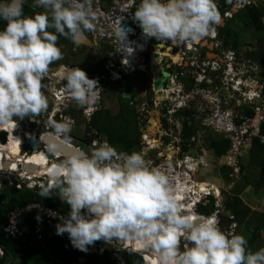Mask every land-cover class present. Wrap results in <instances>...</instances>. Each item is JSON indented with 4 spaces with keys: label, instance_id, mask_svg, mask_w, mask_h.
Wrapping results in <instances>:
<instances>
[{
    "label": "clouds",
    "instance_id": "1",
    "mask_svg": "<svg viewBox=\"0 0 264 264\" xmlns=\"http://www.w3.org/2000/svg\"><path fill=\"white\" fill-rule=\"evenodd\" d=\"M23 4L24 0H0V20L6 21L0 29V125L15 124L14 117L23 124L24 117L31 118L48 109L41 81L50 64L62 59V52L56 44L57 34L69 38L77 46L93 38L89 32L96 17L93 0H33V7L45 11L32 16L24 14ZM132 15L145 36L176 46L187 42L199 43L221 20L215 0H139ZM121 20L122 17L113 22L112 34L119 42V50L123 48L132 54L134 49L127 38L128 30ZM49 28L54 32L48 31ZM55 74L58 75L57 72ZM110 78L105 73V79ZM61 79L66 83L53 93V97L57 98L55 100L61 97L59 101L63 98L71 101L65 104L63 111L69 110L70 104L77 103L85 117L87 108L98 104L103 106L104 101H101L109 89L98 87L99 81L89 78L83 69H70ZM114 82L119 86L120 80ZM60 107H64L63 104ZM100 110L94 109L91 118L85 119L90 122ZM57 117L59 122L56 119L49 122L53 132L48 133L67 140L74 121L68 120L73 119L62 111ZM26 125L23 124L17 133H24L28 139L27 135L31 138V133L24 131ZM92 133L85 135L89 142L88 150L77 144L81 148L79 150L86 153L55 157L54 144H49L44 150L50 161H56L48 170L54 183L42 187L39 195L47 197L52 194V189L57 188V195L70 206L67 216L61 217V222L55 226L57 235L67 233L71 245L85 252L97 240L106 243L133 241L152 252L157 264H264V248L249 251L243 235L231 233L227 236L220 230L219 209L209 217L195 211L210 197L220 198L221 192L213 188V183L195 181L194 189L199 191V185L206 184L205 188L208 187L211 193L205 196L199 192V200H188L183 192L190 195L188 188L192 184L183 182L185 174L177 184L161 168L148 165L143 156L147 152H118L102 135L96 134L93 140L88 139ZM96 139L99 145L90 150L92 141ZM252 143L244 153L250 152ZM22 148H25L20 152L23 156L29 148L23 142ZM197 150L198 156L204 155L209 166L207 156L201 153V148ZM241 165L239 173L228 166L233 169L232 176L241 174ZM202 167L195 170L184 168L188 174H198ZM185 198L188 204L179 206L178 200L181 204ZM189 206L202 219L188 215L189 212L180 208ZM183 239L189 241L190 246L181 250ZM130 251L135 252L133 248ZM139 253L145 258L142 251Z\"/></svg>",
    "mask_w": 264,
    "mask_h": 264
},
{
    "label": "built area",
    "instance_id": "2",
    "mask_svg": "<svg viewBox=\"0 0 264 264\" xmlns=\"http://www.w3.org/2000/svg\"><path fill=\"white\" fill-rule=\"evenodd\" d=\"M230 1L239 10H245L255 2V0ZM92 6L96 12V17L94 27L89 32L93 34L96 41H106L113 44L116 40L113 37L112 29L110 30L109 27L120 17H122V25L125 22L130 25L136 23L134 19H127L123 15L113 17L109 14L104 7L112 6L110 2L109 5L105 6L103 0H93ZM216 7L222 9L224 6L220 0H217ZM231 11L226 8L223 11V17L230 20L234 19V14ZM219 14L221 16L220 12ZM218 27V25L213 26L209 35L199 43L187 42L176 46L168 42H162L161 45L166 48V51L162 52L161 55H167V63L170 60L172 61L168 66L161 64V58H159L158 64H154V60L147 62L145 56L149 51L150 42L144 40L145 43L142 40L144 34L137 35L130 31L127 37L131 42L130 46L134 48L135 45H145V47L139 55L137 54L136 59H133V63L130 65L126 60V50L122 48L118 56L119 61H121V65L118 67L119 71H110L112 74L116 73L110 79L117 81L121 80V71L130 76L135 72L143 71L144 68L149 66L153 67L155 71L160 70L157 73L153 72L152 78H149L151 84L148 82V86L146 85L145 88L141 89H146V92L140 93L135 99L131 96L129 90L122 89V83L116 91L123 100H130V106L137 108L139 115L145 120V124L149 121L152 110L159 109L163 112L159 129H157L158 124L151 127L150 130L144 125L140 127V153L146 151L145 159L148 161V165L161 168L170 174L177 184L183 179L184 175L183 172L178 173L177 169L183 168L186 171L184 167L188 170H195L199 166H208L204 155L195 156L191 153L194 148H201V153L204 154L201 144H192L200 142L199 140L204 137V130L221 134L229 140L230 147L224 155L226 158L224 165L235 166L236 173H239L240 166L236 165L240 163V157H242L245 149L251 145L253 139L259 138L264 142V136L261 135V127L264 125V85L258 81L259 65L251 60L242 59L240 48L225 44L226 38L220 34ZM207 48H211L210 52L206 50ZM157 53L160 54V51H157ZM211 53L215 56L209 57L208 54ZM202 55L204 56L202 57ZM141 56H143L142 59ZM110 70L112 69L110 68ZM163 72H167L168 76L164 77ZM157 77L164 79L163 86L159 91L155 90ZM102 79L105 80V76ZM124 83L125 87H130L126 84L127 82L124 81ZM260 99H262L261 103H259ZM101 107L98 104L94 108H87L84 110L85 117L90 119L92 111L98 108L101 109ZM60 118H62V115H60ZM185 119L189 121L190 126L194 125L196 129L190 139L191 143L186 145L182 144V121ZM50 120H52V116ZM16 123L19 128L23 125L19 122V119ZM93 133L96 132L93 131ZM46 134L53 135V133ZM27 136L29 139L30 135ZM56 138L78 150L81 149L79 146L65 141L62 137ZM99 143L98 139L92 141L89 149L98 146ZM22 150H25V148H22ZM156 151L157 153H155ZM172 166H176L177 169ZM0 173L9 174L10 177L15 178L12 184L15 189H22L23 187L28 189L42 188L46 185L39 186L36 180H41V178L36 179L34 177L35 173L27 175L23 169L12 170L10 168V170L5 171L0 167ZM45 183L51 185L54 181L45 179ZM188 190L190 195L183 192L185 196L187 195L188 200H199L201 198L199 192H203L205 196L211 193L208 187L205 190L199 188L198 191L190 186ZM54 194L57 195L55 192ZM57 200L62 203L65 202L58 195ZM61 217H66L62 210L43 203L31 202L10 211L6 223L2 225L1 229L7 238L17 240L22 245H43L47 238L52 241L60 239L68 244L70 241L67 233L56 234L55 226L61 222ZM132 248L131 241L106 243L103 240H97L88 246L87 252L99 257L109 253L113 264H127L126 255ZM75 250L82 252L76 248ZM0 255H4L2 248H0Z\"/></svg>",
    "mask_w": 264,
    "mask_h": 264
},
{
    "label": "trees",
    "instance_id": "3",
    "mask_svg": "<svg viewBox=\"0 0 264 264\" xmlns=\"http://www.w3.org/2000/svg\"><path fill=\"white\" fill-rule=\"evenodd\" d=\"M217 0H215L216 4ZM223 8H217L218 12L223 13L226 8H229L230 4H223ZM23 12L25 15L30 16L36 13H42L37 10L39 7H33L32 0H25L23 4ZM249 17L246 16L247 24L253 23L257 31L264 32V23H263V13L259 7L251 6L249 7ZM245 23V22H244ZM6 21L0 20V28L4 27ZM50 32H54V29H47ZM259 33V32H258ZM221 35H226L224 32ZM258 34L255 36L257 37ZM56 44L63 45L70 43L69 38L60 36L57 34ZM225 44H230L225 40ZM262 45V48H261ZM238 46L237 42H233V47ZM238 48V47H237ZM259 48L260 53H255ZM255 51L247 52V59L256 63H264V41L262 44H257ZM260 71V70H259ZM105 73H108L104 70ZM262 78H258V81L262 83L264 79V72H262ZM127 88V87H125ZM129 88V87H128ZM127 88V89H128ZM138 94L137 91L133 92L135 97ZM120 108L122 114L119 116H112L108 110H103L94 114L91 121L87 125V132L96 131L97 133H92L91 137L88 139H94L97 135H103L105 141L110 145L115 147L118 152L131 153L133 151H140V127L145 124V120L140 118L137 108H129V111L126 112V108L120 96ZM131 107L129 104L127 105ZM126 112V113H125ZM15 118V117H14ZM18 119V118H16ZM55 121L59 122L58 119ZM166 122V120H165ZM183 123V136L182 144H190L191 138L195 133L194 125L190 126L187 119L182 121ZM261 135L264 136V125L261 127ZM204 136H207L208 144L207 149L210 154L209 162L211 164V169L218 172H224L226 180L233 178V169L227 165H220V158L224 156L229 147L230 142L224 137L212 136L208 130H204ZM251 162L254 163L252 166L260 167L261 177L255 185V190H258L260 186L264 184V144L261 143L259 139H254L252 143V148L250 150ZM214 165V166H213ZM246 170V167L241 165V173ZM211 172V171H208ZM41 188L28 189L23 187L22 189H15L9 186L8 189L1 192L0 194V246L4 252L2 258L3 264H14V259L17 257L23 258L21 264H73L76 263L79 258L83 257L82 252H77L76 250L70 249L68 245L58 239V241H52L47 238L43 245L36 246V244L22 245L19 241L7 238L1 229L2 225L6 223L7 215L10 211L21 207L25 204L31 202L43 203L46 205L53 206L54 208L62 210L64 214H68L70 211V206L64 202L57 200V195L52 192L51 195L47 197H41L39 195ZM240 194L236 192L233 194L232 198L226 199L224 202L225 207V216L219 214L220 223L222 224L223 229L230 230V227H234V234L243 235L247 240V250L255 252L260 248H264V242H261L262 232L264 231V213H252L251 208L246 204L245 198H241ZM198 213L203 216H210L218 211L217 200L214 197H210L206 204L199 205L197 209ZM227 212H230V215H227ZM255 216L257 219L255 225L253 226L252 218L249 216ZM249 218V219H248ZM248 219V220H247ZM244 220L243 228L241 229V222ZM219 223V224H220ZM253 226V227H252ZM75 248V247H74ZM36 255H40L42 260H40ZM87 259L86 264H113L110 259V254L107 253L105 256L97 257L90 254V252L85 257ZM127 264H134V261L131 256H126Z\"/></svg>",
    "mask_w": 264,
    "mask_h": 264
},
{
    "label": "rangeland",
    "instance_id": "4",
    "mask_svg": "<svg viewBox=\"0 0 264 264\" xmlns=\"http://www.w3.org/2000/svg\"><path fill=\"white\" fill-rule=\"evenodd\" d=\"M32 2H33V0H32ZM37 10L39 12H44L45 11L43 8H40V7L37 8ZM30 16H32V15H30ZM227 23L228 24H227V27H226V31H228V30L231 31V32L235 31L233 28H231V27H234V26L235 27H238V26L242 27V25H239L238 19L232 20V21L228 20ZM229 24H231L230 27H228ZM109 28L111 30L112 26H110ZM0 29H3V27H1ZM243 31H242L243 35L246 34L247 31L246 30H243ZM247 33H249V32H247ZM259 36H263V33H260ZM251 37H253L255 39L257 38V37L251 36V34H249V36H248V38L246 40H249ZM87 40H89L90 42L93 41V45L91 47L87 46V50L88 51H90L91 49L93 50V49L97 48V46L94 45V42H96L94 40V38H88ZM156 42H157V40L155 39L153 41V43H156ZM152 45H154V44H152ZM248 46H252L251 47L252 50L247 49V52L248 51H255L256 48H257V45H253V44H249ZM261 48H262V45H261ZM82 49H81V47L78 48V50H82ZM243 49H244V51H242V53H241V58L244 59V60H248L247 57H246V54H247L246 48H243ZM60 50H61V48H60ZM66 50H67V48H65L64 51H66ZM64 51H63V53H64ZM258 52L260 53L259 48H257V51L255 53H258ZM125 53H127V52H125ZM95 54H97L96 50L91 52V56L92 57L91 56L89 57V61L90 62H94L95 63L97 60L102 58L100 56H96ZM103 54H105V53H103ZM102 56H104V55H102ZM126 56H127V54H126ZM85 57H86L85 55L84 56L82 55L81 57L78 56L76 58H74V57L71 58L70 56H66L65 55L62 58L67 59L66 62H68V64H70L72 61L74 63L75 62L79 63V62H81L82 59L84 60ZM54 64H55V66H57L58 62L56 63V61H54L50 65L53 66ZM85 66L86 67L83 68L84 70H91V68H92V67H90L87 64ZM52 69H53V67H52ZM70 69L71 68H69L68 65L64 64V62L62 61L61 65L58 66V69H53V70H48L47 71V73L45 74L44 78L41 81L42 88H44L41 91L45 94V96L48 99V109L46 111L38 114V115L32 116L31 118L26 116L23 119V121H24L23 124H25V125L28 124V125H26L27 127H29V124H32L34 122H35L34 123L35 126L36 125L38 126L39 124L40 125L44 124L45 127H46L45 128L46 130L45 129H41L40 126H38V127H34L33 126L34 131L40 132V135L48 133V132H50V130H52V127H51L49 122H50V118L54 114V112H58V113H56V117H54L53 120H55L56 118L59 119V117H57L58 114H59V111L60 112L62 111V112H64V114H68L69 115V113H71V111L75 110L76 112H78L81 109V106H79L77 103H72V104H70V109L69 110L63 111L64 108L66 107L65 104L71 103V101H68V100H66L64 98L61 101H59V98H58V100H55L57 98L53 97V93H57L58 89L61 88V87H59V88L55 89V87L58 86L59 84L66 83V81L61 79V77ZM55 72H57L58 75H56ZM86 74L89 75L88 72H86ZM47 76H49V80H47ZM148 76H146L144 74H138L136 76V79L138 80L137 83L139 85H145L146 83L149 82V77ZM105 80H106L105 81V85L103 87L107 88L109 90H106V92H105L106 94L104 96V102L102 103V105L105 107V110H108L110 112V114L112 116H119L120 114H122V111H121V108H120V103H121L120 102V95L118 94V91H116V88L119 89V86H118L117 83H115L111 79H109V80L105 79ZM150 81H151V79H150ZM123 101H124L123 104L125 105L123 107H125L126 108V112H128L129 108L132 109V107L127 106L129 104L130 100L129 99H127V100L124 99ZM62 104H63L64 107H60V105H62ZM74 105H76L77 108ZM162 116H163V112L161 110H159V109L152 110L150 118H149V121L146 122V124H144V127L148 128L150 130L151 127H155L158 124L157 129H159L160 126H161L160 118ZM140 118H142V117L140 116ZM14 119H15V121H17L16 118H14ZM72 119L73 120H70V121H74L73 128H71V131L68 134L67 140H65V139L64 140L68 141V142H70L72 144L77 145L79 141L85 140V135L88 134L87 125H88L89 121H87L85 119L84 115H82V114H80L77 118H73L72 117ZM195 127H197V126H195ZM209 133L212 134V136L219 135L218 139L220 137H223V135H221V134H215V133H212V132H209ZM18 135H19V133L18 134L14 133V134H12V137L14 139H16ZM199 141L200 142L198 143V145L201 144V147L203 146V152L207 156V159H208V157L210 158V154L209 153H211V152H208V149L206 147L207 144H208L207 136L206 137L205 136L202 137ZM26 149H28V148H26ZM155 153H157V151ZM51 155H53V154H51ZM143 156L145 158L144 154H143ZM251 160L252 159L250 158V152H248L247 154L243 153L242 157H240V163L238 165H236V166H239L242 163L246 167V170L243 172V175L241 173L239 176L230 178L228 180H226V176L224 175V172H220L219 174H218L217 171L214 172V170L211 169V164L208 167L203 166L201 168V170H199L198 174L197 173L187 174V172L184 171L183 168L177 169L176 166H172V167H175L177 169L178 173L183 172L186 175V176H184V180H183V182L185 184L190 183V184H193L192 186H196V184L194 183L195 181L196 182H198V181H208V182L213 183L215 185V186H213V188L215 190L219 189L218 191L221 192L220 198L219 199L216 198V200H217V208L221 212L220 214L222 216H225V207H224L225 200L229 199V198H232L233 194L235 192H236V194L239 193L240 194L239 196L241 198H243V199H244L245 195H249V196H251V199L253 201H257L258 202V204H257L258 207L255 206L256 208H253L255 210H253L251 208L252 213L253 212L254 213H264V184L262 186H260L258 188V190H255V188H254L256 183L258 182L259 178L261 177V170L262 169L260 167L252 166V165H254V163H252ZM145 161L147 162L146 159H145ZM208 161H209V159H208ZM219 163H220V165H224L226 163L225 156H222L220 158V162ZM150 167H156V166H150ZM165 167H170V166H165ZM208 171H211V172H208ZM45 179H47V178H45ZM45 179H44L43 182H40L41 181L40 179L36 180V183H39V186H43V184L47 185V183H45ZM9 186L10 185L8 183H6L4 188H2L1 192L5 191V189H8ZM35 188H39V187H35ZM201 190H205V188L201 189ZM254 192L256 193V195H255ZM215 194L218 195V192H215ZM245 202H246L247 205H251V206L255 204L254 202H252L250 200H245ZM195 211L197 212V209ZM190 215H192V214H190ZM192 216L196 217L195 214H193ZM249 217L252 218V221L254 223L253 226L255 225V227H256V223L258 221L255 222L257 220V219H255V216L250 215ZM214 218L216 219L217 217L214 216ZM244 224L245 223H244V220H243L241 222V229L243 228L242 225H244ZM218 227L227 236H231V233L235 232L234 231V227H230V230L223 229L221 223L218 225ZM262 236L263 237L261 239V242L263 243L264 242V231L262 233ZM182 242H183V244H182ZM68 244L71 246L70 248L75 250V248L71 245V243H68ZM137 246H138V248L142 249L141 246L138 243H137ZM187 246H190V242L187 241L186 239L181 240V246H180L181 250H183V248L187 247ZM134 250H135V252H139V250L136 249L135 247H134ZM142 252H143V254L146 255V254L149 253V250L146 251L144 249ZM82 253L84 254L83 257L85 259L86 255L89 252L82 251ZM22 260H23V258H21V256L19 258L16 257L14 259V264H21ZM76 263L77 264H86V259L83 260L82 257H81Z\"/></svg>",
    "mask_w": 264,
    "mask_h": 264
},
{
    "label": "flooded vegetation",
    "instance_id": "5",
    "mask_svg": "<svg viewBox=\"0 0 264 264\" xmlns=\"http://www.w3.org/2000/svg\"><path fill=\"white\" fill-rule=\"evenodd\" d=\"M109 2L111 3V5L112 6H109L108 8H106V7H104L108 12H109V14H111L113 17H115V16H117V15H123V16H125V17H127V19H133V15H132V12L135 10V6L139 3V0H135V3H133V0H103V4L105 5V6H107V5H109ZM252 6H256V7H259L260 8V10H261V6H263L264 7V2L263 1H261V0H255V2L253 3V5ZM111 7V8H110ZM262 7V8H263ZM237 10H239V9H237ZM244 10V9H243ZM239 11H241V10H239ZM232 13H233V11H231ZM244 12L247 14V16L249 17V12H250V9H247V10H244ZM264 15V14H263ZM264 17V16H263ZM247 20H249V21H251L252 22V20L251 19H247ZM247 20H245L244 22H243V25H242V27H231V28H233L235 31H233L232 32V34L230 35V36H233V38L235 39V41L237 42V44H239L240 43V45H241V43L243 44V47L244 48H246V52H247V49H249V50H252V46H248L249 44H253V45H259V44H262V41H264V32L263 31H257L256 29H255V27H254V25H253V23H251V24H247ZM232 21V20H231ZM127 24H128V26L130 27V29H131V33H136L137 35H139V34H143L142 33V29L138 26V24L137 23H132V25H130L128 22H126ZM228 24V23H227ZM227 24H226V26H227ZM230 25L231 24H229L228 25V27H230ZM243 30H246L247 32H249V33H247L246 31V34H244L243 35V33H242V31ZM244 32V31H243ZM259 32V33H258ZM260 33H263V36H259L260 35ZM249 34H251V36H254V37H256L255 35L256 34H258L257 35V38L255 39V38H253V37H251L249 40H244V39H247L248 38V36H249ZM145 35L142 37V40L144 41V39H145ZM137 38H138V36H137ZM70 40V39H69ZM155 39H153L152 40V37H148V42H150V47H149V51L147 52V54H146V56H145V58H146V60H147V62H150L151 60H154L153 61V63L154 64H158L159 63V61L161 60V64H163V65H170L171 64V60L167 63L166 62V59H167V55H161V53L163 52H165L166 51V48H163L162 47V42H159V41H157L156 43H153V41H154ZM146 41V40H145ZM144 41V42H145ZM70 42H71V44L70 43H67V44H64L65 46H63V45H58V47L59 48H61V52H62V57H64L65 55L66 56H70L71 58H76V57H81L82 55L84 56H86L85 57V59L83 60H81V62H71L70 64H68V62H66V60L67 59H64V58H62V59H59L58 61H56V63L58 62V65L57 66H55V64L53 65V66H49V69L48 70H53V69H58V66L59 65H61V62L63 61L64 62V64H67L68 65V67L69 68H71V69H73V68H77V67H79V68H81V69H83L84 67H86L85 65L87 64V65H89L90 67H92L91 68V70H84L85 72H88L89 73V75H87L89 78H95V79H97L98 81H99V84H98V87H103L104 86V84H105V81L106 80H103L102 78H103V76H105V72H104V70L105 71H119L118 70V67L121 65L120 64V62L121 61H119V58H118V56L120 55V50H119V42L118 41H115V42H113V44H110L109 42H94V45L95 46H97V48L96 49H91L90 51H88L87 50V46H89V47H91L92 45H93V41H89V40H85L83 43H81L80 45H74L73 43H72V41L70 40ZM117 42V43H116ZM152 42V43H151ZM146 43V42H145ZM152 44H154V45H152ZM149 46V45H148ZM239 46V45H238ZM79 47H81V49L82 50H78V48ZM65 48H67V50L66 51H64L65 50ZM143 48H144V45H143ZM142 48V49H143ZM97 51V54H95L96 56H100V57H102L101 59H99V60H97L95 63L94 62H90L89 61V57L91 56V52L92 51ZM63 51H64V53H63ZM157 51H160V54L159 53H157ZM248 52H251V51H248ZM253 52V51H252ZM103 53H105V54H103ZM141 52H140V50H138L137 52H136V55L138 54H140ZM102 55H104V56H102ZM92 57V56H91ZM104 57V58H103ZM137 57V56H136ZM143 58V56H141V59ZM159 58H161L160 60H159ZM136 59V58H135ZM134 59V60H135ZM249 60V59H248ZM263 60H264V58H263ZM142 62V61H141ZM140 62V63H141ZM146 62V63H147ZM258 64V63H257ZM259 65V70H260V73H259V76H258V78L260 79V78H262V72H264V63H259L258 64ZM52 67H53V69H52ZM110 68L112 69V70H110ZM148 68V69H147ZM147 68H144V70L143 71H140V72H135L133 75H130V76H127L125 73H124V71H121V73H120V77H121V80H120V82L123 84H121L122 86V89H127V88H125V83H124V81L125 82H127L126 84L128 85V86H130L127 90H129L131 93V96L135 99L140 93H142V92H146L145 90L146 89H144V90H141V89H143V88H145L146 87V85L148 84V83H146L145 85H139L138 83H137V79H136V76L138 75V74H144V75H146V76H148L149 78L151 77V76H153V72H155V73H157L158 71H155L154 70V68L153 67H151V66H149V67H147ZM116 74V73H115ZM115 74H112L111 72L109 73H107V76L108 77H112V76H114ZM132 76V77H131ZM152 78V77H151ZM48 80H49V78H47ZM120 82H119V85H120ZM150 84H151V82H149ZM262 84L264 85V79L262 80ZM63 85V83L62 84H59L58 86H56L55 88H59V87H61ZM148 86V85H147ZM131 88H132V90H131ZM44 88H41V90H43ZM134 89H139V90H137L139 93L134 97L133 96V92L134 91H136V90H134ZM159 91V90H158ZM104 100H102L101 102H103ZM76 108H77V106L76 105H74ZM131 107H135V106H131ZM136 108V107H135ZM105 109V107L104 106H102V108H101V110H100V112L101 111H103ZM81 112H82V109H80L78 112H76L75 110H73V111H71V113H69V115L67 114V117H70V118H77L80 114H81ZM51 121V120H50ZM35 123V122H34ZM34 123H32L31 125H32V129H34L33 128V126L34 127H38V126H40V128L41 129H45L46 127H45V125L44 124H42V125H36L35 126V124ZM17 125V123L15 122V124H12L11 123V129L13 130L14 128H15V126ZM46 130V129H45ZM50 132H53V129L52 130H50ZM37 133H40V132H37ZM78 145L81 147V148H83V149H85V150H88V145H89V142H87L86 140H81V141H79L78 142ZM189 215V214H188ZM197 217V216H196ZM197 218H199V219H202L201 217H197Z\"/></svg>",
    "mask_w": 264,
    "mask_h": 264
},
{
    "label": "bare ground",
    "instance_id": "6",
    "mask_svg": "<svg viewBox=\"0 0 264 264\" xmlns=\"http://www.w3.org/2000/svg\"><path fill=\"white\" fill-rule=\"evenodd\" d=\"M145 47V45H144ZM143 45H135V47L133 48L134 51L132 54H127L126 56V60L127 61H130L131 62L128 64L130 65L131 63H133V59L136 58V52L138 50H140V52L143 50ZM127 52V51H126ZM61 98H59L60 100ZM11 123L10 124H6V125H0V130H5L8 134H9V141H8V144L6 145H3L0 143V167H4L2 166L3 164H8V161L10 165H12V170H17V167H18V162L19 161H22L23 162H26L28 164H33V165H30V166H37V170H35L34 172L30 171L29 169H26L24 168V173L25 174H29V173H35L34 174V177H36V179L38 178H41V180L43 178H47L49 180H52V178L49 177L48 175V170L49 168L51 167V165L56 162V161H50L46 155V152H44V150L42 151H34L32 152L28 157H23L22 154L20 153L21 152V149H22V139L20 137V133L19 135L17 136L16 139H14L12 137V134L16 133L18 134V129H20L18 127V125L15 126V128L12 130L11 128ZM56 154V157H62L63 155L61 153H58V152H55ZM14 158V159H13ZM6 167V166H5ZM9 167V166H7ZM44 180V179H43ZM193 183V182H192ZM193 185V184H192ZM199 187L201 189H204L206 187V184H200ZM215 194V192H214ZM216 195V194H215ZM183 199V198H180V200ZM178 203H179V206H185L188 204V201L185 200L180 204L179 200H178ZM181 209H183L184 211L186 212H189L188 214H194L192 209H191V206L189 207H181ZM198 212V211H197ZM196 216V215H195ZM213 217V216H212ZM183 234L181 233L180 236H182ZM131 244L133 245V250H134V247L136 249L139 250V252L143 251L144 249H140L138 248L137 246V243L136 242H133L131 241ZM148 251V250H146ZM145 260L147 262V264H157V261L155 259V256L152 252L149 251L148 254L145 255Z\"/></svg>",
    "mask_w": 264,
    "mask_h": 264
},
{
    "label": "water",
    "instance_id": "7",
    "mask_svg": "<svg viewBox=\"0 0 264 264\" xmlns=\"http://www.w3.org/2000/svg\"><path fill=\"white\" fill-rule=\"evenodd\" d=\"M261 1L264 2V0H261ZM262 7L263 6H261V12L264 14V7L263 8ZM221 21H223V19H221ZM123 26L125 29L128 30V32L131 31L130 27L128 26V24L126 22L123 24ZM219 32H222V29L219 30ZM144 40L147 41L148 37L146 36ZM203 56L204 55H202V57ZM210 56L214 57L215 55L213 54ZM128 62L130 63L131 60ZM157 71L159 72L160 70H157ZM162 75L164 77H167L168 73L163 72ZM163 82H164V79L157 77L155 80V90H159L163 86ZM261 102H262V99L259 100V103H261ZM24 131H28L31 133V138L29 140L27 139V137L25 136L24 133L20 134L24 146L29 148V151L26 153V155L24 157H28L34 151L46 150V148L49 144H54L55 145V152L61 153L64 158L67 156H70L74 153H86L83 149L77 150L76 148L70 146L69 144H67L63 141L58 140L56 137H54L52 135H49V134L40 135V133H37L36 131H34L32 129V127L24 128ZM8 137H9V134L5 130H0V143L1 144H3V145L8 144V141H9ZM191 153L194 155H197V156L199 155V151L195 148L193 150H191ZM9 162L10 161H8V164L2 165V166H4L3 168L5 170H9L10 166H12L9 164ZM30 165H33V164H28L26 162H23V163L18 164V168L23 169V170H24V168H26L32 172L37 170V166L35 167V166H30ZM7 166H9V167H7ZM14 181H15V178L10 177L9 174L0 173V194H1L2 188H4V186H5L6 182L9 183L12 188H14V186L12 185L14 183ZM53 192L57 193L58 189L54 188ZM0 248H1V246H0ZM127 254L132 256L135 264H147L144 256L141 253L129 251ZM0 264H2L1 255H0Z\"/></svg>",
    "mask_w": 264,
    "mask_h": 264
},
{
    "label": "crops",
    "instance_id": "8",
    "mask_svg": "<svg viewBox=\"0 0 264 264\" xmlns=\"http://www.w3.org/2000/svg\"><path fill=\"white\" fill-rule=\"evenodd\" d=\"M221 1V3L222 4H230V6H229V8H227V9H230V10H232L233 11V14H234V19H232V20H236V19H238V22H239V25H243V22L245 21V20H247L246 19V16H247V14L244 12V10H241V11H239V10H237V8H236V6L234 7V3L233 2H231L230 0H220ZM247 9H249V8H247ZM247 9H245V10H247ZM264 16V15H263ZM221 17V19H223V21H221L220 20V23L218 24V29L219 30H221L222 29V32H224L226 35H222L223 37H225L226 38V40L228 41V42H230V45L233 47V42L235 41V39L233 38V36H230L231 34H232V32L231 31H226V24H227V21L229 20V19H225V18H223V16L221 15L220 16ZM263 19V23H264V17L262 18ZM231 21V20H230ZM223 22V23H222ZM244 40H246V39H244ZM239 46H237L238 48H240L242 51H244V47H243V44L241 43V45H240V43L238 44ZM236 47V48H237ZM208 52H210V50H211V48L209 49V48H207L206 49ZM210 55H213L212 53L211 54H208V56L209 57H212V56H210ZM245 154H247V153H245ZM255 193V192H254ZM255 195H256V193H255ZM246 197V198H245ZM245 200H250V201H252V202H254L255 204L254 205H248L250 208H256L255 206H257V204H258V202L257 201H253L252 199H251V196H249V195H245ZM258 207V206H257ZM253 210H255V209H253ZM263 233V232H262ZM68 245V247L70 248L71 246L69 245V244H67ZM70 249H72V248H70ZM78 252V251H77ZM36 257H38L40 260H42V258H41V256L40 255H36ZM80 259V258H79ZM82 259L83 260H85L84 259V257H82ZM74 264H77V263H74Z\"/></svg>",
    "mask_w": 264,
    "mask_h": 264
}]
</instances>
